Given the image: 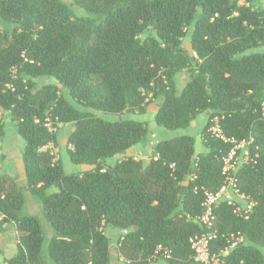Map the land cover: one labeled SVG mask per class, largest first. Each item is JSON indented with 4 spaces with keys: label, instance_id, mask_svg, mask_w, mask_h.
I'll use <instances>...</instances> for the list:
<instances>
[{
    "label": "trees",
    "instance_id": "1",
    "mask_svg": "<svg viewBox=\"0 0 264 264\" xmlns=\"http://www.w3.org/2000/svg\"><path fill=\"white\" fill-rule=\"evenodd\" d=\"M251 2L0 0V20L10 25L0 29V113L24 141L26 189L51 231L46 239L39 221L23 214V193L5 192L0 180V215L19 232L4 264H110L107 230L120 232L117 252L130 264H194L188 239L202 228L193 219L203 192L220 187V157L230 147L208 138L215 116L227 138H253L256 163L240 169L238 187L256 204L248 220L218 204L213 250L240 233L245 243L229 264H264V5ZM182 71L188 80L176 94ZM152 101L154 121L166 129H185L205 113L204 153L181 136L154 144L148 159L125 156L147 135L145 125L91 113L144 114ZM59 124L72 126L70 161L88 170L63 173L48 148Z\"/></svg>",
    "mask_w": 264,
    "mask_h": 264
},
{
    "label": "rangeland",
    "instance_id": "2",
    "mask_svg": "<svg viewBox=\"0 0 264 264\" xmlns=\"http://www.w3.org/2000/svg\"><path fill=\"white\" fill-rule=\"evenodd\" d=\"M241 4L244 3L241 2ZM245 5L248 6V4ZM262 5H264V0H252L251 2V6L253 8L260 7ZM77 13L83 14L80 10H77ZM9 27L10 25L0 20V29H6ZM182 44L183 47L187 49L190 54H192V51L190 50L189 39H183ZM187 80V71H182L176 76V94L180 93ZM39 82L40 80L38 81V83ZM50 82L56 84L54 80H50ZM150 103L151 104L147 107L144 114L124 112L120 117H118L115 114H106L97 111H91V113L95 117L110 122L119 120L120 118L122 120L141 122L145 125V127L147 128V135L138 144L129 148L125 152V156H137V154H140L143 159H148V157L152 154L151 149L154 144L163 140H176L181 136H190L194 139L196 152L199 153V151L204 150L201 143V131L207 120V115L205 113L198 115L187 128L171 130L158 126L155 123L154 117L157 111L156 101H152ZM0 120L4 125V135L0 138V180L3 183V189L7 193L17 191H21L23 193L25 198L23 214L36 218L43 229L46 239H49L50 228L48 223L42 216L40 201L35 196L30 194L26 189V182L22 164L24 141L18 136L16 131V124L11 121L7 113H0ZM50 130L52 132H55L57 144H50L48 148L54 155L55 160L59 159L63 173L66 175H76L88 170V166L86 165L73 164L70 161L69 155L64 148L67 145V136L72 130V126L59 124L56 129L50 128ZM120 157H122V155L106 159L105 165H112ZM135 158L138 159L137 157ZM53 191L54 189L51 188L48 190V193ZM105 233L111 239L110 264H130L118 255L116 244V241L119 238L118 232L107 230L105 231ZM18 236L19 232L15 224L5 221L4 217L0 215V264H4L7 259L16 254ZM151 264H159V261L152 262Z\"/></svg>",
    "mask_w": 264,
    "mask_h": 264
},
{
    "label": "built area",
    "instance_id": "3",
    "mask_svg": "<svg viewBox=\"0 0 264 264\" xmlns=\"http://www.w3.org/2000/svg\"><path fill=\"white\" fill-rule=\"evenodd\" d=\"M260 120L264 122V102L261 105ZM206 133L208 138L221 141L230 147L220 157V187L215 192L207 190L203 192L201 213L193 219L202 228V231L190 236L188 243L194 264H229L230 255L243 245L245 240L240 233H230L225 236L226 245L213 250L212 244L218 237V232L214 227L216 219L214 212L218 204L222 202L226 203L232 209L233 215L240 219L248 220L252 214L256 203L240 190L238 177L239 171L244 165L256 163L255 158L251 157L253 138L249 137L248 140L239 141L227 138L222 131L218 116L211 119ZM163 255L165 258H169L167 251Z\"/></svg>",
    "mask_w": 264,
    "mask_h": 264
},
{
    "label": "crops",
    "instance_id": "4",
    "mask_svg": "<svg viewBox=\"0 0 264 264\" xmlns=\"http://www.w3.org/2000/svg\"><path fill=\"white\" fill-rule=\"evenodd\" d=\"M194 146H195V145H194ZM203 149H204V148H203ZM195 151H196V149H195ZM200 153H204V150L199 151V153L196 152V154H200ZM132 157H134V159H136L135 157H137L138 159H143V158L140 156V154H137V156H132ZM49 234H51V231H49ZM119 234H120V232H119Z\"/></svg>",
    "mask_w": 264,
    "mask_h": 264
}]
</instances>
